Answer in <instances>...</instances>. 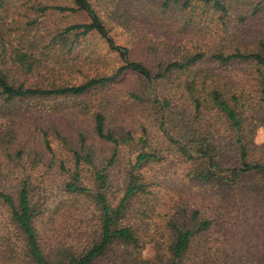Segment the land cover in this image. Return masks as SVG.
<instances>
[{
  "label": "trees",
  "instance_id": "1",
  "mask_svg": "<svg viewBox=\"0 0 264 264\" xmlns=\"http://www.w3.org/2000/svg\"><path fill=\"white\" fill-rule=\"evenodd\" d=\"M73 3L56 8L84 11L90 21L65 27L44 48L62 50L70 44L72 51L82 37L98 34L122 63L94 74L81 71L82 78L35 82L0 70V264H155L142 255L152 240L137 216L149 202L137 204L155 194L151 166L180 162L190 181L216 186L226 201L243 192L264 196V142H256L264 127V32L247 23L250 15H263L264 0L162 1L158 14H179L185 25L200 24V18L216 12L217 26L227 35L233 16L238 22L230 41L208 36L204 23L191 40L161 41L166 51L156 54L152 65L130 57V48L117 43L91 0ZM149 3H139L146 22L154 11ZM159 27L174 29L161 21ZM125 32L132 39L137 36L134 29ZM144 49L158 51L149 43ZM19 56L25 69L40 63L30 61L28 53ZM239 66L249 71L245 77L237 72ZM130 72L138 77L137 87L119 92L144 107L159 136L143 128L140 149L129 162L123 194L117 198L118 148L128 139H119L113 127V101L94 93ZM173 75L179 81L170 88ZM31 99L52 104L29 107ZM55 190L60 205H69L67 217L50 237L44 231L45 216ZM183 213L166 222L163 252L158 254L163 264H201L209 255L196 241L213 222L201 209L190 207ZM129 249L140 253L130 256Z\"/></svg>",
  "mask_w": 264,
  "mask_h": 264
},
{
  "label": "rangeland",
  "instance_id": "2",
  "mask_svg": "<svg viewBox=\"0 0 264 264\" xmlns=\"http://www.w3.org/2000/svg\"><path fill=\"white\" fill-rule=\"evenodd\" d=\"M0 5V70L11 77L26 79L35 82L38 79L50 77L51 79L82 78L83 74H94L101 70H109L122 63L118 52L109 48L108 43L98 34L82 37L69 51L70 44L64 49L57 47L44 48L49 43L52 35L59 33L65 27L89 22L90 17L84 11L70 12L59 10L57 6H73V0H1ZM98 9L103 20L112 29V34L117 43L130 48L132 59L142 60L150 65L157 55L166 51L160 44L161 41L174 43L186 36L192 39L194 32H199V25L204 23L206 34L220 35L227 41L232 40L235 33L233 27L238 22L233 16V23H228L230 30L227 35L219 24V14L209 12L200 18V24L185 25L186 18L177 14L175 17L160 16V7L165 0H146L154 7L146 22L144 12L141 11L142 0H91ZM211 20H214L211 22ZM162 23L174 25V29L167 31L159 27ZM218 22L215 26L214 23ZM247 23H254L264 32V13L253 18L249 16ZM179 23H182L179 25ZM185 25V26H184ZM184 30H183V28ZM236 27V26H235ZM237 29L243 27L237 26ZM126 29H134L135 38L129 36ZM181 32V33H180ZM185 36V37H184ZM245 37V36H244ZM72 36H70L69 42ZM242 40V39H241ZM243 41V40H242ZM68 42V43H69ZM244 42V41H243ZM149 43L156 53L144 49ZM36 48H31V45ZM160 45V47H159ZM28 53L30 61L40 59L32 69H25L20 60L19 53ZM157 54V55H156ZM24 62V60H23ZM37 62V61H36ZM83 71V74L80 72ZM244 77L249 72L245 66H239L237 71ZM40 80V81H41ZM179 79L176 75L170 78L168 85L175 88ZM138 77L130 72L115 84L98 89L94 95L107 94L113 101V127L119 139H128L119 146V160L115 167V190L117 198L121 197L124 186L125 173L129 162L140 149L139 138L143 128H147L153 137H158L159 132L155 123L149 118L147 111L140 104L133 103L127 95H122L121 90L127 91L137 87ZM120 93V94H119ZM29 107L49 108L52 103L46 101L29 100ZM256 142H264V127L256 135ZM108 149L110 147H107ZM150 176H156L154 196L149 195L137 207L149 205L145 212L137 213L144 226V233L152 241L142 250V255L152 258L155 264H163L158 259L162 254V247L166 233V222L170 216L183 213L190 207L201 209L204 215L213 222L212 228L204 237L197 239L196 244L208 249L209 255L201 264H264V196H248L245 192L239 193L236 200L226 201L219 194V188L214 185H205L190 181L185 176V167L177 161L167 160L151 166L148 169ZM45 220V233L54 237V233L62 221L67 217L68 202L60 205L59 193L55 190L51 194ZM147 199V200H146ZM118 200V199H116ZM143 208H140L141 211ZM184 214V213H183ZM181 217V216H179ZM158 244V248L157 245ZM161 251L160 253H157ZM121 252V251H120ZM130 256L140 253V250L129 249ZM156 258V259H155ZM200 262V261H199ZM102 264H112L106 260Z\"/></svg>",
  "mask_w": 264,
  "mask_h": 264
}]
</instances>
